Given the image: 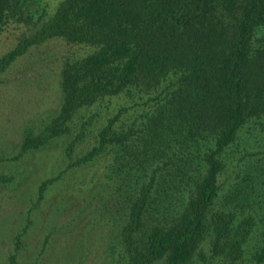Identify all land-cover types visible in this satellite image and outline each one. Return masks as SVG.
I'll return each mask as SVG.
<instances>
[{
	"label": "trees",
	"instance_id": "obj_1",
	"mask_svg": "<svg viewBox=\"0 0 264 264\" xmlns=\"http://www.w3.org/2000/svg\"><path fill=\"white\" fill-rule=\"evenodd\" d=\"M25 5L26 0H0V34L10 22L25 19ZM40 23L0 56V84L18 59L53 38L94 50L63 61L61 107L40 130L26 131L22 151L39 149L72 133L79 112L105 96L175 82L171 96L158 105L157 114L146 116L143 127L118 131L119 112L100 130L99 144L70 165L91 162L109 145H126L144 130L147 137L138 146L142 150L138 158L151 165L167 155L164 145L178 133L183 134L184 144L213 143L202 154L198 170L204 172L183 200L182 209L169 218L164 199L155 195L172 174L163 173L164 167L158 165L126 200L117 219V240L125 264L161 260L185 264L196 253L208 263L201 246L211 225L209 257L229 262L241 259L254 218L238 222L235 212L214 210V205L222 188L221 155L249 122L264 118V36L257 37L264 28V0H61ZM80 139L76 136L69 142V153ZM173 164L172 159L165 162ZM188 164L178 163L174 175L185 174ZM57 178L41 182L36 205ZM8 181L0 171V184ZM20 236L8 257L10 264H19ZM255 260L264 264V239Z\"/></svg>",
	"mask_w": 264,
	"mask_h": 264
},
{
	"label": "rangeland",
	"instance_id": "obj_2",
	"mask_svg": "<svg viewBox=\"0 0 264 264\" xmlns=\"http://www.w3.org/2000/svg\"><path fill=\"white\" fill-rule=\"evenodd\" d=\"M60 1L26 0L25 19L10 22L0 34V56L22 36L34 32L40 20L51 16ZM263 36L264 28L257 37ZM93 50L92 46L53 38L32 48L3 74L0 171L9 181L0 184V264H10L8 257L15 248L18 233L22 234L17 252L19 264H125L117 240V219L123 215L129 195L135 194L142 181L151 177L156 166L164 167L163 173L172 174L155 195L164 199L171 218L182 209L183 200L189 197L204 172L198 170V164L213 143L193 140L184 144L183 134L178 133L164 145L167 155L159 158L158 165H151L152 162H141L138 158L142 151L138 146L145 144L147 137L145 130L126 145H109L91 162L70 165L99 144L100 130L119 112L118 131L143 127L146 116L157 114L158 105L171 96L175 82L156 89L142 90L137 86L120 95L105 96L79 112L72 133L57 137L39 149L22 151L26 131L40 130L61 107L63 61L83 57ZM76 136L81 139L69 153V142ZM220 158L224 163L220 175L222 188L214 210L233 211L238 222L252 216L255 225L241 259L229 262L209 257L210 225L201 246L208 255V263L196 253L185 264H257L255 255L264 239V118L249 122ZM171 159L174 164L165 165ZM186 161H189L186 169L189 173L174 175L177 164ZM188 166L196 170H188ZM54 176L58 180L36 205L41 182Z\"/></svg>",
	"mask_w": 264,
	"mask_h": 264
}]
</instances>
